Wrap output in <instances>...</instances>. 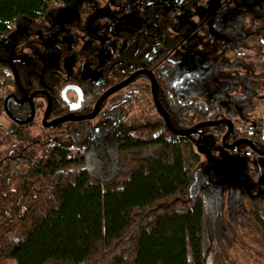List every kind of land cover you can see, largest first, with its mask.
Segmentation results:
<instances>
[{
    "label": "trees",
    "instance_id": "trees-1",
    "mask_svg": "<svg viewBox=\"0 0 264 264\" xmlns=\"http://www.w3.org/2000/svg\"><path fill=\"white\" fill-rule=\"evenodd\" d=\"M56 1L0 0V30L21 16L45 18ZM249 41L264 50L263 20ZM11 80L0 72L2 93ZM174 101L173 128L217 115L202 102ZM139 110L129 123L99 111L93 150L77 148L88 135L78 127L0 134V264H237L235 250L245 264H264V192L240 195L231 218L208 214L192 185L195 142ZM248 135L264 144L262 124Z\"/></svg>",
    "mask_w": 264,
    "mask_h": 264
},
{
    "label": "flooded vegetation",
    "instance_id": "flooded-vegetation-1",
    "mask_svg": "<svg viewBox=\"0 0 264 264\" xmlns=\"http://www.w3.org/2000/svg\"><path fill=\"white\" fill-rule=\"evenodd\" d=\"M82 1L84 7L78 11L79 18L66 22L62 26L64 30L59 32L53 16L68 0L51 3L45 18L21 16L0 30V72L5 71L12 79L3 93L0 88V134L16 136L26 129V135L33 136L42 129L78 127L88 135L77 148L93 150V137L104 116L100 113H118L129 123L131 114L139 109L159 113L165 127L172 132L155 105L154 92L169 126L174 130L191 129L184 135L172 132L174 135L186 136L198 146L203 132L207 131L220 139L224 149L264 157V144L258 145L248 135L249 129L260 124L264 127V119L261 121L264 118V50L249 41L253 23L259 19L264 21V0H238L231 9L234 14L231 22L226 23L220 22L219 14L231 0ZM128 18L131 22L125 26L123 21ZM89 22L95 33L88 31ZM233 23L235 32L228 34ZM198 36L204 39L203 46L197 47L199 43H195L193 47L210 55V64L216 68L218 78L223 77L224 64L249 65V92L244 86L248 80L237 72L230 74L232 78L224 86L233 93L231 100L246 109V114L235 122L216 102L184 94L171 81L169 57L181 55L179 50L190 41L198 40ZM48 39L53 40L46 44ZM100 48L111 49L102 62L98 60ZM97 69L101 78L93 80V71ZM176 82L179 84V79ZM174 99L205 103L215 107L217 115L206 116L188 127L173 128L167 106L176 104ZM198 191L205 208L210 209L208 214L223 212L227 218L239 208L240 195L249 191L264 192L241 190L238 203L231 209L224 206L212 209L204 190Z\"/></svg>",
    "mask_w": 264,
    "mask_h": 264
},
{
    "label": "rangeland",
    "instance_id": "rangeland-1",
    "mask_svg": "<svg viewBox=\"0 0 264 264\" xmlns=\"http://www.w3.org/2000/svg\"><path fill=\"white\" fill-rule=\"evenodd\" d=\"M237 1L231 0L230 5L225 6L220 11V22H231L234 16L231 9ZM83 7L82 0H68L67 4L60 9V12L53 16L57 25L56 31L59 29L64 30L62 26L66 22L77 20L79 18L78 11ZM128 21L131 22V19L128 18L123 21L125 26L128 25ZM235 25L233 23L229 27L228 34L231 32L234 34ZM91 30L93 33L96 32V29L93 30L92 23L88 28L89 32ZM231 36L227 37L226 41ZM194 37L195 35L191 39H194ZM52 40L48 39L45 43L48 44ZM203 40L201 36H198V40L190 41L184 47L182 46L183 49L179 50L181 55L176 56L173 53V56L169 57V63L172 66L171 81L174 82V85H178L184 94H193L207 102H216L222 107L224 113L228 114L235 122L237 118H241L246 114V109L243 104L237 105L231 100L233 93L226 90L224 86L232 78L230 74L237 72L245 80H248L244 86L249 92V65L240 63L224 64L221 67L224 70L223 77L218 78L216 68L210 64V55L205 54L201 48L196 49L193 47L195 43H199L197 47H202ZM110 51L111 49L108 48H100L98 60L102 62L104 58H107ZM191 69H194V72H190ZM93 73V80L101 78L99 69L94 70ZM177 79H179V84L176 82ZM179 94L184 96L182 93ZM196 148L201 156V163L194 175L193 189L204 190L207 202H209L207 204L212 209H216L218 206L231 209L234 204L238 203L241 190H264V157L249 156V154L236 150L224 149L221 147L220 139L207 131L203 132L200 143ZM205 211L208 212L210 209L205 208ZM232 257L236 259L237 264H245L242 255H239V251L236 252L235 250L234 253L232 251ZM3 264H15V262L13 259H7ZM246 264L254 263H249V259H247Z\"/></svg>",
    "mask_w": 264,
    "mask_h": 264
},
{
    "label": "water",
    "instance_id": "water-1",
    "mask_svg": "<svg viewBox=\"0 0 264 264\" xmlns=\"http://www.w3.org/2000/svg\"><path fill=\"white\" fill-rule=\"evenodd\" d=\"M152 82H153V80H152ZM152 87H153V84H152ZM152 89H153V88H152ZM152 93H153V99H154V101H155V105H156L157 108L160 110V112H161V114H162V116H163V119H164L165 123L167 124V126L169 127V129H170L173 133H175V134H180V135H184V134L190 132L191 129H189V130H174V129H172V128L169 126L168 121H167L166 114L164 113L163 109L160 107L159 103L157 102V100H156V98H155V95H154V92H152ZM105 94H106V93H105ZM105 94H104V95H105ZM104 95H103V96H104ZM103 96H102V97H103ZM102 97H101V98H102ZM101 98H99L98 100H100ZM95 108H96V105H95ZM94 112H95V109L93 110V113H92V114H94Z\"/></svg>",
    "mask_w": 264,
    "mask_h": 264
}]
</instances>
